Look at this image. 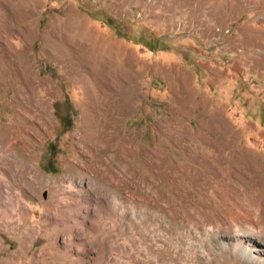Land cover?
Here are the masks:
<instances>
[{
  "label": "rangeland",
  "instance_id": "1",
  "mask_svg": "<svg viewBox=\"0 0 264 264\" xmlns=\"http://www.w3.org/2000/svg\"><path fill=\"white\" fill-rule=\"evenodd\" d=\"M262 169L264 0H0V264H264Z\"/></svg>",
  "mask_w": 264,
  "mask_h": 264
},
{
  "label": "bare ground",
  "instance_id": "2",
  "mask_svg": "<svg viewBox=\"0 0 264 264\" xmlns=\"http://www.w3.org/2000/svg\"><path fill=\"white\" fill-rule=\"evenodd\" d=\"M80 33V32H79ZM82 34V33H81ZM78 35V34H77ZM95 52V51H94ZM93 53V52H92ZM92 53H91V55H92ZM97 54V53H96ZM99 54V53H98ZM101 54V53H100ZM88 56H90V55H88ZM94 57H97L95 54H94ZM94 57H92L94 60L93 61H95V60H97L96 58H94ZM100 57V56H99ZM91 59V58H90ZM99 59V58H98ZM112 60V59H111ZM91 61V60H90ZM98 63L100 64V61H98ZM91 64V63H90ZM95 64H96V62H95ZM95 64H93L92 63V66H94V68H96L97 69V67H96V65ZM98 64V65H99ZM106 64V63H105ZM99 67V66H98ZM252 162V161H251ZM260 164V163H259ZM253 165V164H252ZM256 166V165H255ZM263 166V165H262ZM247 169V168H246ZM261 169V168H260ZM262 170H264V169H262ZM3 208V207H2ZM29 212V213H28ZM28 212L25 210V212L23 211V213L21 214V215H19L20 217L22 216V215H24V216H26V217H31V216H33V215H31L30 214V211L28 210ZM3 214V217H6L5 219H8L9 217H11L10 215H12L11 213H12V210H10V212H7V211H4V212H2ZM14 213V212H13ZM33 214V213H32ZM20 217H18V219L20 220ZM23 217V216H22ZM25 217V218H26ZM35 222H38V220L37 221H35ZM241 237H242V235H236L235 237H234V241H233V243H232V248L233 249H235V248H238V247H240V246H242V239H241ZM71 242V241H70ZM86 245V244H85ZM71 246V245H70ZM56 247V246H55ZM75 249H77V250H81V248H75ZM83 249V248H82ZM71 250V249H70ZM82 252V251H81ZM72 256V255H71ZM72 259H73V257H72ZM71 264V263H70Z\"/></svg>",
  "mask_w": 264,
  "mask_h": 264
},
{
  "label": "trees",
  "instance_id": "3",
  "mask_svg": "<svg viewBox=\"0 0 264 264\" xmlns=\"http://www.w3.org/2000/svg\"><path fill=\"white\" fill-rule=\"evenodd\" d=\"M68 115L67 114H58L57 112H56V117H57V120H58V123L60 124V125H64L65 124V126L63 127V129H62V131L64 130H66L67 128H69V126H70V123L67 121L66 123H65V121H64V119H66V117H67Z\"/></svg>",
  "mask_w": 264,
  "mask_h": 264
}]
</instances>
